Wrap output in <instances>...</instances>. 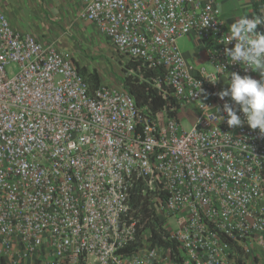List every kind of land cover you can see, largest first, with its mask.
<instances>
[{"label": "built area", "instance_id": "2783aa9c", "mask_svg": "<svg viewBox=\"0 0 264 264\" xmlns=\"http://www.w3.org/2000/svg\"><path fill=\"white\" fill-rule=\"evenodd\" d=\"M79 1L114 49L117 85L91 90L71 51L0 11V260L177 264L146 224L178 241L184 264H234L233 246L244 258L248 242L264 247V133L229 127L225 102L244 114L218 96L231 72L260 74L228 64L219 1ZM180 38L198 42L209 68ZM128 78L163 105H139ZM193 104L185 129L180 112Z\"/></svg>", "mask_w": 264, "mask_h": 264}, {"label": "crops", "instance_id": "0c3cea01", "mask_svg": "<svg viewBox=\"0 0 264 264\" xmlns=\"http://www.w3.org/2000/svg\"><path fill=\"white\" fill-rule=\"evenodd\" d=\"M218 1L230 26L241 16H264V0ZM255 3L258 13L254 9ZM81 9L79 0H0V11L8 16L13 28L31 33L45 43H53L61 51H71L80 68L95 71L101 81L117 85L120 71L114 49L99 35L92 21L79 16ZM195 47V53L192 57L186 55L187 58L204 64V53L198 44ZM247 248L246 264H264V247L248 242ZM0 264H6V260L1 259Z\"/></svg>", "mask_w": 264, "mask_h": 264}, {"label": "clouds", "instance_id": "9594fccd", "mask_svg": "<svg viewBox=\"0 0 264 264\" xmlns=\"http://www.w3.org/2000/svg\"><path fill=\"white\" fill-rule=\"evenodd\" d=\"M220 12L218 8L217 15H220ZM261 24H264V18L241 16L231 24L229 35L220 41L225 45L224 54L228 58V64H240L246 71L250 69L258 72L260 79L233 71L227 77L229 87L220 91L218 96L221 100L231 97L244 114L242 119L238 110L231 103L225 102L223 110L227 113L229 127L241 126L246 122L251 129H259L264 133V33L257 31V26ZM207 25L209 22L205 19L203 27ZM233 41L234 47H227ZM225 67L224 64L217 66V71L223 75ZM207 78L213 83L220 80L216 78V72Z\"/></svg>", "mask_w": 264, "mask_h": 264}, {"label": "trees", "instance_id": "16d2710c", "mask_svg": "<svg viewBox=\"0 0 264 264\" xmlns=\"http://www.w3.org/2000/svg\"><path fill=\"white\" fill-rule=\"evenodd\" d=\"M254 9L258 13V4H254ZM80 73L83 75L85 80L89 83L90 89L93 90L96 88L100 82L101 78L98 75L97 72H87L85 69L79 67ZM127 84L130 89V92L135 96L137 102L139 105H143L147 102L150 103V105L154 109L160 108L164 100L161 97L153 96V98L150 100V97L152 96L151 93H155V90L146 91L145 87L141 84L136 83V81L128 78ZM149 93V94H148ZM146 227L151 228L153 232V239L155 242L164 245V246H171L172 247V258L177 264H184V257L180 254V249L178 248V241L176 240H165L163 239L160 234L155 230V228L151 224H146ZM235 251V264H246L245 258H244V249L240 246H233Z\"/></svg>", "mask_w": 264, "mask_h": 264}, {"label": "rangeland", "instance_id": "374dc122", "mask_svg": "<svg viewBox=\"0 0 264 264\" xmlns=\"http://www.w3.org/2000/svg\"><path fill=\"white\" fill-rule=\"evenodd\" d=\"M187 39L188 38H180L178 43L181 49L184 51V53L188 57H192L193 53H195L196 51L194 48H196L195 45L197 44H196V41L194 40L190 41L189 39L188 40ZM203 61H204L203 63L209 68L210 64L208 63V61H206L205 58ZM197 111L198 109L195 104L182 108L180 112V118H182V126L185 129H188L192 126L193 120L196 118Z\"/></svg>", "mask_w": 264, "mask_h": 264}]
</instances>
